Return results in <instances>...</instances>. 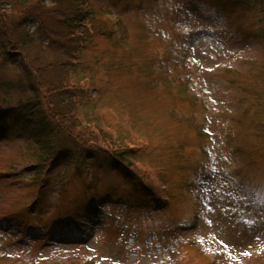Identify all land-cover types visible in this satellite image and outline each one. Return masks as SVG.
Listing matches in <instances>:
<instances>
[{"label": "rangeland", "instance_id": "obj_1", "mask_svg": "<svg viewBox=\"0 0 264 264\" xmlns=\"http://www.w3.org/2000/svg\"><path fill=\"white\" fill-rule=\"evenodd\" d=\"M217 2L94 0L93 39L66 60L68 84L83 92L68 108L137 155L135 174L166 184L169 204L153 209L135 176L37 162L47 148L10 128L0 135V264H264V37L254 1ZM4 76L5 100H21V75Z\"/></svg>", "mask_w": 264, "mask_h": 264}, {"label": "trees", "instance_id": "obj_2", "mask_svg": "<svg viewBox=\"0 0 264 264\" xmlns=\"http://www.w3.org/2000/svg\"><path fill=\"white\" fill-rule=\"evenodd\" d=\"M219 1L233 7L254 1L260 15L258 33L264 37V0ZM92 4L94 0H0V75L1 65L4 67L0 85L6 86L5 97L0 96V135L3 137L10 132V128L21 126L25 129L22 135L25 131L29 132V139H37L48 150L45 152L46 149H43L38 152L37 159H31L45 164L51 162V167L56 164V167L74 166L75 171L81 165L86 169L106 167L128 180L135 176L138 181L133 186L159 200L156 183L146 175L139 178L132 169L134 163L131 158L137 155L130 154L126 147H116L119 145L115 146L104 135L89 131L68 108L79 90L67 82L69 62L66 60L82 56L88 40L93 39L94 29L92 32L90 26L98 12ZM32 23L35 28L30 31ZM103 24L108 34V22L105 20ZM42 39H47L52 46V62L44 61L39 53ZM48 68H52V79L46 78ZM7 70L19 73L20 84L29 89L20 88L17 91L21 93L14 92L13 95L21 99L14 103L5 100L11 91L5 85ZM47 97L52 98V103L47 102ZM9 100L13 98L10 96ZM65 177L62 176L60 183Z\"/></svg>", "mask_w": 264, "mask_h": 264}, {"label": "snow or ice", "instance_id": "obj_3", "mask_svg": "<svg viewBox=\"0 0 264 264\" xmlns=\"http://www.w3.org/2000/svg\"><path fill=\"white\" fill-rule=\"evenodd\" d=\"M221 243H224V241L222 240ZM225 246H227V245H225ZM245 255H248V253H245Z\"/></svg>", "mask_w": 264, "mask_h": 264}]
</instances>
